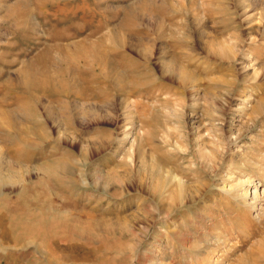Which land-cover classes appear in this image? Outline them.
<instances>
[{
  "label": "rangeland",
  "instance_id": "rangeland-1",
  "mask_svg": "<svg viewBox=\"0 0 264 264\" xmlns=\"http://www.w3.org/2000/svg\"><path fill=\"white\" fill-rule=\"evenodd\" d=\"M262 102L264 0H0V264H264Z\"/></svg>",
  "mask_w": 264,
  "mask_h": 264
},
{
  "label": "bare ground",
  "instance_id": "bare-ground-1",
  "mask_svg": "<svg viewBox=\"0 0 264 264\" xmlns=\"http://www.w3.org/2000/svg\"><path fill=\"white\" fill-rule=\"evenodd\" d=\"M260 13V12H259ZM263 14H259V17H261ZM258 18V17H257ZM260 19V18H259ZM258 21V20H257ZM230 43V42H229ZM263 103V102H262ZM264 104V103H263ZM260 106V105H259ZM257 108V107H256ZM258 110H260V108L258 109ZM253 111L255 112V108H253ZM253 114V113H252ZM250 115H251V113H250ZM136 140V139H135ZM249 184H251V183H249ZM254 184V183H253ZM255 188H254V191H253V199H254V202L256 203V204H260V201H258L259 200V198H261V197H259L258 198V195H257V190H256V187L257 186H254ZM259 194V193H258ZM261 196V195H260ZM263 198V197H262ZM262 198H261V201H262ZM245 201V200H244ZM243 201V202H244ZM259 202V203H258ZM248 205V204H247ZM251 205V204H250ZM249 205V206H250ZM254 206V205H253ZM251 207H252V205H251ZM262 214L264 213V212H261ZM260 213V214H261ZM261 215H259V217H260Z\"/></svg>",
  "mask_w": 264,
  "mask_h": 264
}]
</instances>
